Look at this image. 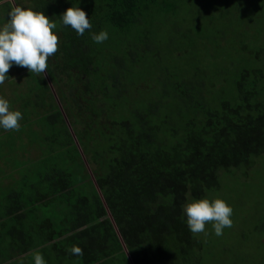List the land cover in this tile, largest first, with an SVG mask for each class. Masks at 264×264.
<instances>
[{
	"label": "trees",
	"instance_id": "1",
	"mask_svg": "<svg viewBox=\"0 0 264 264\" xmlns=\"http://www.w3.org/2000/svg\"><path fill=\"white\" fill-rule=\"evenodd\" d=\"M10 1L0 0L1 28L13 6L43 12L60 43L45 77L15 65L8 73L29 81L17 96L22 127L5 134L13 153L32 146L43 158L0 164V177L24 163L35 171L15 184L24 189L0 194V254L64 236L34 252L45 264H204L207 247L187 227L184 205L213 201L219 172L245 179L264 154V34L245 27L247 5L264 0ZM69 7L88 15L83 36L61 23ZM100 31L108 39L97 44ZM26 130V143L14 145ZM79 150L90 178L85 170L73 191L66 159ZM65 188L57 200L67 216H45L56 201L48 196ZM91 221L98 228L75 227ZM253 230L263 235L264 223ZM74 245L82 257L70 253Z\"/></svg>",
	"mask_w": 264,
	"mask_h": 264
},
{
	"label": "rangeland",
	"instance_id": "2",
	"mask_svg": "<svg viewBox=\"0 0 264 264\" xmlns=\"http://www.w3.org/2000/svg\"><path fill=\"white\" fill-rule=\"evenodd\" d=\"M9 1L10 0H5ZM249 3V2H248ZM14 5V4H13ZM248 11L247 14L250 17L249 22L251 25L248 24L245 26L246 29L248 28L251 30V33L259 32L264 34V6H258L254 7L253 4H248ZM237 16L234 17V23L236 24L238 22ZM234 26V24H233ZM1 28V27H0ZM225 50H229V47L224 45ZM178 66L183 65V61L180 59L177 61ZM11 71V70H10ZM27 71V70H26ZM28 72V71H27ZM23 73V72H22ZM18 74H12L8 79H6L5 83L0 85V98H3L9 102L10 110L11 111H20L22 112L23 109L21 108V103L23 101V98L20 99L17 96L21 93H25L26 86L28 80L27 74L23 76ZM36 75L35 73H33ZM42 77H45V74H41ZM46 79V78H45ZM50 87V90L48 92V96L51 95L54 99V103L57 104L58 109V101L55 97V91L54 89ZM27 92V91H26ZM28 93V92H27ZM46 101H48V97L45 98ZM34 107V105H33ZM35 108V107H34ZM43 109H37L36 111H33L34 113L31 116V119L29 118L28 121L34 119L33 122H30L32 124H27L26 126H32L36 124V120L39 119L42 116ZM42 110V111H41ZM44 112V111H43ZM39 115L38 117H35ZM21 125V124H20ZM29 125V126H28ZM22 127V126H21ZM29 130V129H27ZM20 132L19 139H16V135L14 134V145L17 144H25L26 143V132ZM6 131L0 128V137H2L3 141L6 142L5 144L0 145V164L5 165L8 163H12L14 160L15 163H20L21 161H25V163L29 162V160H32L33 162L36 160H41L43 158L41 154L42 148L37 147H23L20 153H13V144L12 140L9 141L10 136L5 134ZM72 134V133H71ZM75 143V140H74ZM12 149V150H11ZM77 156L73 152L70 153V157L66 159L70 165L72 163V170L74 174V178H82V176L86 175L89 176L88 168L81 164V162L78 159H83L84 156L80 153ZM18 158V159H16ZM254 166L247 172L248 177L243 179L240 176V172L232 170L229 173H218V181H219V187L215 191L214 200L219 198L224 200L228 206H230L233 210V214L231 216L232 220V227L225 228L223 230V234L221 236H216L213 231L212 224H206L205 226V233L198 234L199 237L202 239V241L205 242L206 245V252L203 259L204 264H261L263 263L264 259L262 256L264 255V233L263 235H257L253 233V229L264 223L263 216H264V154L255 159ZM25 163L22 167H19V169H16L15 171L12 170V172L7 171L6 177H0V194L5 192V189L10 190L12 187L13 189H24V184L19 183L17 186L15 185L17 182H22L23 179H30L31 172H35L32 170L31 164H27L25 168ZM85 167V168H84ZM9 170V169H8ZM24 181V180H23ZM76 181V183H75ZM73 184L71 187H73V191L77 189L79 186L78 184L81 183L80 181L73 180ZM15 185V186H14ZM68 189H61V192L54 195H49V199L53 198L56 200L52 205L48 206V210H46L45 216L50 217V213L57 215L58 217L62 218L64 216H67L66 212V206L63 205L59 200H57L63 193H67ZM76 193V192H75ZM71 195H67L69 197ZM4 196H0V200L3 199ZM89 205V204H83ZM82 207H78L77 209H80ZM87 210V209H86ZM21 212V211H19ZM88 214V212H85ZM26 214H30L29 211L26 212ZM83 214V215H87ZM75 217H77L75 215ZM85 221V219H82ZM17 222H19V219H17ZM93 223H96L95 221L89 222V224L86 225V223L82 224L79 222L75 227L83 229V227H90L95 226ZM32 226V225H31ZM97 227V225L95 226ZM98 228V227H97ZM30 230H35V228L30 227ZM94 232L91 230L90 234H93ZM11 234V233H10ZM16 234V231H15ZM71 234V233H69ZM69 234H66L65 236H69ZM64 236H61L60 238H57L56 241H47V244L54 243L59 240H63ZM64 240H66V237H64ZM33 244V243H32ZM47 244L38 246L36 248L31 249L29 254L31 255L32 252H34L35 249H38L40 247H43ZM14 254V252H13ZM26 254L15 256L10 261H8L6 264H31L30 261L25 258ZM14 256V255H13ZM25 256V257H24ZM33 262V261H32ZM96 261L93 264H96ZM34 264V263H33Z\"/></svg>",
	"mask_w": 264,
	"mask_h": 264
},
{
	"label": "clouds",
	"instance_id": "3",
	"mask_svg": "<svg viewBox=\"0 0 264 264\" xmlns=\"http://www.w3.org/2000/svg\"><path fill=\"white\" fill-rule=\"evenodd\" d=\"M61 16V23L70 26L78 36L92 28L88 15L79 7L67 8ZM57 27L43 12L13 6L7 14L6 23L0 28V85L9 78L8 73L15 65L28 72L41 75L47 73L48 59L59 50V38L52 31ZM91 39L103 43L108 39L106 31L92 34ZM22 114L11 111L9 102L0 98V128L5 131H19ZM186 225L193 234L205 233L206 224H212L214 234L221 236L225 228L232 227L233 210L222 199L209 201L200 199L183 207ZM206 234V233H205ZM70 253L83 256V249L73 246ZM34 264H45L43 256L32 253Z\"/></svg>",
	"mask_w": 264,
	"mask_h": 264
},
{
	"label": "crops",
	"instance_id": "4",
	"mask_svg": "<svg viewBox=\"0 0 264 264\" xmlns=\"http://www.w3.org/2000/svg\"><path fill=\"white\" fill-rule=\"evenodd\" d=\"M2 139H3V138L0 137V142L4 143V141H3ZM55 241H56V240H55ZM24 254H26V255H25L26 257H25V256H24V257L27 258V260L30 261L31 264H33L32 259L29 258V256H30V255H29V252L27 251V252L22 253V254H20V255H24ZM20 255H19V256H20ZM14 257H15V256H14ZM14 257H13V258H14ZM11 259H12V257L10 258V257H7V256H5V255H1V254H0V264H6V263H7L8 261H10Z\"/></svg>",
	"mask_w": 264,
	"mask_h": 264
},
{
	"label": "water",
	"instance_id": "5",
	"mask_svg": "<svg viewBox=\"0 0 264 264\" xmlns=\"http://www.w3.org/2000/svg\"><path fill=\"white\" fill-rule=\"evenodd\" d=\"M122 248H123V250H125V249H124V246H122Z\"/></svg>",
	"mask_w": 264,
	"mask_h": 264
}]
</instances>
